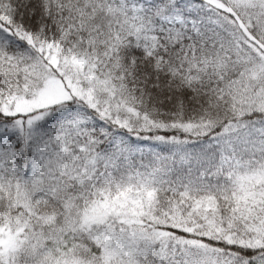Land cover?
<instances>
[{
    "label": "snow or ice",
    "instance_id": "6c2138e0",
    "mask_svg": "<svg viewBox=\"0 0 264 264\" xmlns=\"http://www.w3.org/2000/svg\"><path fill=\"white\" fill-rule=\"evenodd\" d=\"M0 264H264V0H0Z\"/></svg>",
    "mask_w": 264,
    "mask_h": 264
}]
</instances>
